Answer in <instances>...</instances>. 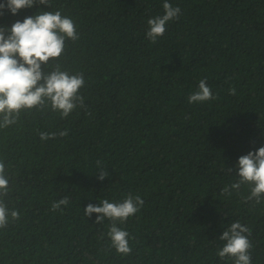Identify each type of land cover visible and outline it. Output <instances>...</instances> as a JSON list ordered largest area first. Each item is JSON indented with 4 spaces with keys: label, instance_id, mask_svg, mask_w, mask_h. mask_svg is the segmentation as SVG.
Instances as JSON below:
<instances>
[{
    "label": "trees",
    "instance_id": "trees-1",
    "mask_svg": "<svg viewBox=\"0 0 264 264\" xmlns=\"http://www.w3.org/2000/svg\"><path fill=\"white\" fill-rule=\"evenodd\" d=\"M163 2L53 0L0 16L10 27L62 8L75 20L81 38L66 42L61 62L85 74L91 112L34 113L0 130L4 199L20 213L0 229V264H231L216 251L235 220L252 231V264H264V204L221 195L235 178L225 169L264 146V0H168L180 18L152 44L147 20L164 14ZM204 78L219 98L189 104ZM64 128L67 138L37 134ZM98 159L110 173L103 181ZM129 192L145 205L122 226L132 249L124 256L107 236L111 222L84 209Z\"/></svg>",
    "mask_w": 264,
    "mask_h": 264
},
{
    "label": "clouds",
    "instance_id": "clouds-1",
    "mask_svg": "<svg viewBox=\"0 0 264 264\" xmlns=\"http://www.w3.org/2000/svg\"><path fill=\"white\" fill-rule=\"evenodd\" d=\"M37 5L53 8V0H4L0 3V16L6 12L17 15L22 9ZM163 15L147 20V39L155 44L166 32V26L173 20H179L181 9L168 0L163 2ZM81 38L75 20L64 14L63 9L39 10L35 15L27 16L21 22L17 20L10 27L0 26V130L17 126L24 115L43 114L58 116L66 120L71 114L83 110L91 115L82 89L86 86L85 74L72 71L61 62L66 53V42L73 43ZM235 95V87L228 89ZM207 83V78L200 79L198 88L188 96L189 104H203L218 99ZM70 129L56 131H38L41 142L67 138ZM98 179L103 181L110 176L103 160H97ZM226 174H233L234 180L221 189V195L231 198L233 193L241 203L253 206L264 204V146L239 157L234 168H226ZM10 176L6 165L0 160V229L11 221L18 220V210H11L5 203L10 192ZM248 194H243V189ZM64 197L51 204L52 211L67 205ZM145 200L140 194L126 193L122 200L103 198L98 204H88L85 215L97 214L96 222L110 221L107 236L111 246L118 254L127 256L132 249L129 244L130 234L122 227L130 218L135 217L144 207ZM251 229L240 220L231 222L219 237L222 247L216 251L220 261L231 264H252L250 239Z\"/></svg>",
    "mask_w": 264,
    "mask_h": 264
}]
</instances>
